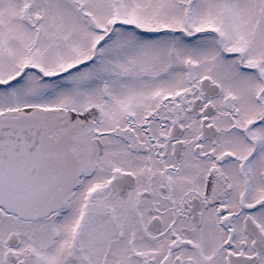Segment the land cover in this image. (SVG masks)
<instances>
[{
    "label": "snow or ice",
    "instance_id": "obj_1",
    "mask_svg": "<svg viewBox=\"0 0 264 264\" xmlns=\"http://www.w3.org/2000/svg\"><path fill=\"white\" fill-rule=\"evenodd\" d=\"M0 264H264V0H0Z\"/></svg>",
    "mask_w": 264,
    "mask_h": 264
}]
</instances>
